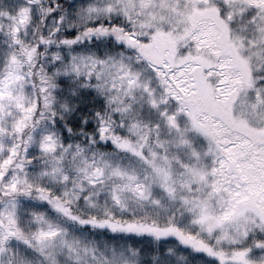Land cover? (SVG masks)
Segmentation results:
<instances>
[{
	"label": "snow or ice",
	"instance_id": "6c2138e0",
	"mask_svg": "<svg viewBox=\"0 0 264 264\" xmlns=\"http://www.w3.org/2000/svg\"><path fill=\"white\" fill-rule=\"evenodd\" d=\"M0 264H264V0H0Z\"/></svg>",
	"mask_w": 264,
	"mask_h": 264
}]
</instances>
